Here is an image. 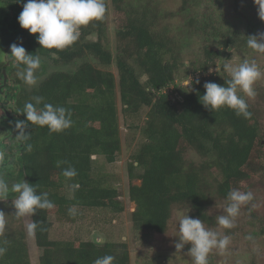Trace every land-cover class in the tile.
Instances as JSON below:
<instances>
[{"label": "trees", "instance_id": "16d2710c", "mask_svg": "<svg viewBox=\"0 0 264 264\" xmlns=\"http://www.w3.org/2000/svg\"><path fill=\"white\" fill-rule=\"evenodd\" d=\"M1 1L6 12L0 21V44L21 45L27 53L64 68L49 73L30 90L23 81L13 80L7 96L14 103L13 117L4 112L10 123L5 134L11 135V143H0L5 155L0 176L11 185L9 180L18 168L20 177L38 193H48L54 203L52 209H38L30 215L31 221L38 223L33 236L39 264H94L105 255L114 256V264H129L123 242L75 243L49 238L50 214L62 219L70 216V208H101L115 213L123 209L117 189L93 172L92 160L96 156L112 164L121 150L117 101L123 119L130 122L128 129H138L141 136L130 155L127 174L128 197L135 204L130 214L132 226L143 236L164 234L175 206L188 207L195 218L210 223L207 209L214 199L228 201L232 189L248 192V182L264 176L263 108L255 107L242 92L238 95L248 104L249 118L237 116L228 107L213 112L200 103L206 82L227 86L230 76L203 77L202 73L216 68L220 56L207 44L186 66L178 39L160 27L166 19L160 10L161 0H105L104 17L82 26L78 40L64 49L40 48L38 34L20 27L18 16L27 0ZM215 1H175L177 11H192L185 18L186 33L208 36L226 49L247 44L246 37L252 32H239L217 11ZM110 9L114 15L113 47L108 36ZM34 96L44 98L37 107L48 103L66 108L71 113V126L52 133L47 126L27 122L21 111L26 102L35 103ZM257 97L264 99V92ZM142 114L138 126L135 122ZM19 121L28 123L23 140L16 138ZM189 151L202 161L187 159ZM58 161L65 163L58 167ZM135 165L141 174L134 172ZM70 166L77 171L71 180L62 175ZM73 183L80 185L78 190H72ZM7 202L0 207L6 218L0 247L7 249L0 264H30L24 230L19 228L22 218L16 217L15 208H8Z\"/></svg>", "mask_w": 264, "mask_h": 264}, {"label": "rangeland", "instance_id": "374dc122", "mask_svg": "<svg viewBox=\"0 0 264 264\" xmlns=\"http://www.w3.org/2000/svg\"><path fill=\"white\" fill-rule=\"evenodd\" d=\"M161 1L162 8L160 10L162 9V13L166 16V19L165 21L162 20L160 27L161 29L166 28L171 36L178 39L183 56L182 60L186 66L190 65L189 59L191 57L201 54L200 50L204 44L209 45L213 51L219 53L220 56L216 68L202 73L203 77L208 78L211 75L221 76L222 73L230 76L226 71H223V65L225 64L238 67L245 60L256 62L262 73L261 77L253 84L256 95L252 98L246 95L245 97L255 107L263 108V116L260 123L264 130V99L257 97L259 92H264V53L255 52L247 44L237 45L236 47L229 46L226 49L220 46L218 41L208 36L187 34L184 28L185 18L187 14L191 15L192 11L190 9L186 12L177 11L179 4L175 2L176 0ZM215 2L218 4L217 11L225 14L230 24L236 27L239 32L246 35L249 32H252L251 35L264 33V21L258 16V6L254 3V0H218V2ZM5 12L6 6L0 0V21ZM113 21L114 15L110 9L108 36L112 47L115 46ZM90 38L94 40L96 37L92 35ZM229 48L230 50H228ZM9 54L10 47H3L0 44V143L2 144H10L11 135L7 136L5 134L6 130L9 129L8 126L10 123L8 124L7 118L4 117L1 105L3 106L4 104L8 117L11 116L10 118L13 117L10 106H14L13 102L5 104L6 98L4 97H7V87L5 85L11 87L14 85L13 80H20L16 75L18 69ZM39 58L41 65L36 73L37 84L35 86L24 84L28 90L35 88L49 73L64 69L63 67L55 66L44 57L39 56ZM3 70L6 76L5 85L3 84V78L1 76ZM184 78L182 80H185ZM180 80L181 78L178 79V81ZM184 84H188V81L185 80ZM117 107L119 113L121 150L116 157V161L112 164H107L102 158L96 156H93L92 160H94L93 172L102 176L106 184L117 189L118 199L123 208L122 211L115 213L101 208H74V214L64 216L62 219H57L54 214H50L49 220L52 226L49 238L50 240L75 241V243L78 240L94 241L98 244L105 242H123L128 248L129 264H192V258L188 254L191 248L190 243L185 244L179 251L175 248V244L179 242L178 226L180 220L185 215H188L190 218H195L192 215L193 212L188 207H173L168 229L162 235L151 237L143 236L132 226L130 214L134 211L135 204L128 197L129 182L127 165L130 162V155L135 150L141 136L138 129H128L130 122L123 119L118 101ZM139 118L140 120L135 122L138 126L144 118L143 114ZM262 144L264 145V141ZM5 151L8 152V150ZM186 154V158L192 162L199 163L202 161L194 152L189 151ZM0 157H5L1 148ZM0 162H2V158H0ZM134 172L139 175L142 173V170L137 166ZM22 180L24 178L19 176L18 168H16L13 179L9 180V182L13 184ZM135 183L138 185L140 181L137 180ZM248 191L252 192L254 198L247 205L241 207L238 216L234 219V227L230 229L222 228L217 222L218 216L226 215L225 207L228 201L214 199L213 203L208 207L207 213L211 217V220L210 223H203L204 226L209 230L216 231L221 237L227 235L230 239V244L225 250L221 252L213 249L209 253V264H264V176L248 182ZM68 195L70 196L69 191H67ZM14 199L15 196L9 201L8 199L0 201V207L3 206V202L8 201V208L14 209L12 203ZM7 218H9L8 215ZM21 218L23 225L21 227L19 226V228L24 230L30 264H39L34 236H29L26 230L27 224L32 222L31 217L27 215ZM3 233H0V235ZM248 237H251V239Z\"/></svg>", "mask_w": 264, "mask_h": 264}, {"label": "clouds", "instance_id": "9594fccd", "mask_svg": "<svg viewBox=\"0 0 264 264\" xmlns=\"http://www.w3.org/2000/svg\"><path fill=\"white\" fill-rule=\"evenodd\" d=\"M258 6V16L264 21V0H254ZM106 12L105 0H27L23 4V10L18 16V23L22 29L28 30L30 34H38L36 37L40 48L64 49L75 43L80 36V28L88 25L92 21L101 20ZM247 46L257 53H264V33L250 35L247 37ZM17 67V77L28 86L37 84V70L40 68L41 60L39 56H34L26 52L21 45L13 43L10 46L9 54ZM223 71L230 75L226 81L227 86H221L213 82H206L203 87L205 93L199 97L200 103L211 111H216L222 107H228L235 111L237 116L249 118L252 114L248 111V104L242 92L249 98L256 95L253 84L262 73L255 61L245 60L238 67L229 64L223 65ZM199 83V81H197ZM43 97L34 96L35 102H26L21 113L26 116V121L31 125L40 127L47 126L50 132L58 133L68 129L71 124V113L64 107L53 106L45 103L42 108L37 107L43 102ZM28 123L19 121L16 128L19 130L18 140L27 138L25 128ZM29 150L31 146L29 145ZM64 161H58L59 167ZM62 175L67 179L77 176L74 167L62 170ZM80 185L73 183V191L78 190ZM10 194H15L12 201L15 208V215L21 218L27 215H35L38 209H52L54 203L48 198V193H38L36 188L25 180L9 183L3 176H0V201L8 198ZM252 192H244L239 189L229 191L225 207L226 215L217 217L218 225L225 229L234 227V219L238 216L242 206L253 200ZM70 214H74V208L69 209ZM5 214L0 212V233L5 228ZM38 223L33 221L26 226L29 236L35 235ZM179 242L175 244L177 251L181 250L185 244L190 243L189 255L192 264H209V253L216 249L223 251L230 244L227 235L221 237L216 231L207 229L200 219L190 218L185 215L179 222ZM251 239V237H248ZM6 248L0 247V256L4 255ZM115 257L105 255L97 258L94 264H114Z\"/></svg>", "mask_w": 264, "mask_h": 264}, {"label": "flooded vegetation", "instance_id": "af4514ba", "mask_svg": "<svg viewBox=\"0 0 264 264\" xmlns=\"http://www.w3.org/2000/svg\"><path fill=\"white\" fill-rule=\"evenodd\" d=\"M3 84L5 85V82H3ZM7 88H6V94H7V96H8V94H9V86H7V85H5ZM5 86H4V88H5ZM4 98H6V101H5V104H7V103H12V101L11 100H9V99H7V97H4ZM5 100V99H4ZM1 107H2V111L3 112H5L6 111V109L4 108L5 106H4V104H3V106L1 105ZM10 108H11V106H10ZM12 110V109H11ZM7 112V111H6ZM5 112V113H6ZM12 113H13V110H12ZM7 115V114H6ZM8 116V115H7ZM11 117V116H10ZM0 158H3V157H0ZM1 163V162H0Z\"/></svg>", "mask_w": 264, "mask_h": 264}, {"label": "water", "instance_id": "95a60500", "mask_svg": "<svg viewBox=\"0 0 264 264\" xmlns=\"http://www.w3.org/2000/svg\"><path fill=\"white\" fill-rule=\"evenodd\" d=\"M228 50H230V48ZM5 80H6V76H5V72L3 70V82H5ZM6 114H7V112H6Z\"/></svg>", "mask_w": 264, "mask_h": 264}]
</instances>
